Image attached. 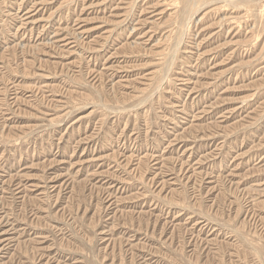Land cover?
Segmentation results:
<instances>
[{
    "label": "rangeland",
    "instance_id": "obj_1",
    "mask_svg": "<svg viewBox=\"0 0 264 264\" xmlns=\"http://www.w3.org/2000/svg\"><path fill=\"white\" fill-rule=\"evenodd\" d=\"M0 264H264V0H0Z\"/></svg>",
    "mask_w": 264,
    "mask_h": 264
},
{
    "label": "bare ground",
    "instance_id": "obj_2",
    "mask_svg": "<svg viewBox=\"0 0 264 264\" xmlns=\"http://www.w3.org/2000/svg\"><path fill=\"white\" fill-rule=\"evenodd\" d=\"M156 4V3H155ZM122 6V5H121ZM126 7V6H125ZM20 46V45H19ZM175 48V47H174ZM177 50V49H176ZM191 51V50H190ZM89 75V74H88ZM200 88V87H199ZM261 106V105H260ZM170 120V119H169ZM219 153V152H218ZM194 163V162H193Z\"/></svg>",
    "mask_w": 264,
    "mask_h": 264
}]
</instances>
